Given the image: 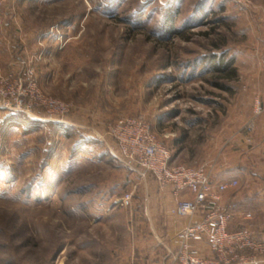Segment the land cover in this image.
Masks as SVG:
<instances>
[{
  "label": "rangeland",
  "instance_id": "1",
  "mask_svg": "<svg viewBox=\"0 0 264 264\" xmlns=\"http://www.w3.org/2000/svg\"><path fill=\"white\" fill-rule=\"evenodd\" d=\"M263 37L264 0H0V78L28 61L42 92L71 104L63 123L0 110V264H121L162 248L106 127L140 115L172 163L229 179L235 131L263 112L255 99L264 108L251 77Z\"/></svg>",
  "mask_w": 264,
  "mask_h": 264
},
{
  "label": "built area",
  "instance_id": "2",
  "mask_svg": "<svg viewBox=\"0 0 264 264\" xmlns=\"http://www.w3.org/2000/svg\"><path fill=\"white\" fill-rule=\"evenodd\" d=\"M27 62L22 61L23 73L15 75L13 83L8 84L9 78H0V110L21 112L44 122H67L71 104L43 93L35 70ZM35 109L42 110V114H36ZM263 110L259 99H255V115ZM245 128L250 132L253 121ZM106 134L112 156L141 180L151 178L160 188L170 187L174 196L170 212L188 217L175 235L176 249L168 251L170 264H264V232L256 233L249 225L229 228L233 212L222 195L237 186V179L213 182L207 166L172 163L170 149L157 139L150 123L140 115L113 120L107 125ZM131 201V191L119 198L124 207ZM249 217L246 213L245 218ZM201 245L212 255H203Z\"/></svg>",
  "mask_w": 264,
  "mask_h": 264
},
{
  "label": "crops",
  "instance_id": "3",
  "mask_svg": "<svg viewBox=\"0 0 264 264\" xmlns=\"http://www.w3.org/2000/svg\"><path fill=\"white\" fill-rule=\"evenodd\" d=\"M252 55L254 62L257 59L264 62V37L257 41L256 50ZM251 77L254 78L252 83L256 86L253 92L261 94L264 105V70L254 69ZM260 78L263 88L260 85ZM229 155L232 163L228 170L230 178H235L240 183L238 187L230 188L223 193L224 203L233 212L229 228L237 229L249 225L256 233H263L264 110L253 120V128L250 132L241 128L235 131ZM143 184L146 186L143 200L146 213L141 214L140 222H150L152 228L157 230L155 231L159 236L158 241H161L163 247H158L153 251L141 245L137 247V255L131 261L121 264H170L168 251L176 249L175 235L188 221V217L174 215L170 212L174 204V196L170 187L160 188L150 178ZM246 213H249L252 219L245 218ZM201 253L205 256L212 255L205 245H201Z\"/></svg>",
  "mask_w": 264,
  "mask_h": 264
},
{
  "label": "trees",
  "instance_id": "4",
  "mask_svg": "<svg viewBox=\"0 0 264 264\" xmlns=\"http://www.w3.org/2000/svg\"><path fill=\"white\" fill-rule=\"evenodd\" d=\"M176 32L178 31V29H176L175 30ZM215 61H213V64L217 67V69H219V70H222V65L225 67V66H227L230 62H231V60H227L226 62H224L223 60H222V57H220L215 63H214ZM224 63V64H223ZM214 66V67H215ZM234 71H235V69L234 68H231L230 70H229V73H227L226 74V76L227 77H231V76H233L235 73H234ZM217 85H221L222 87H224V85H222L221 83H216ZM52 123H55V122H52ZM112 156V155H111ZM113 157V156H112ZM113 159H114V161H116V159L113 157ZM120 165H123L122 163L120 164ZM123 166H125V165H123ZM126 167V166H125ZM128 168V167H127ZM129 169V168H128ZM130 170V173L131 174H133V176L135 177V178H139L131 169H129ZM151 179V178H150Z\"/></svg>",
  "mask_w": 264,
  "mask_h": 264
}]
</instances>
